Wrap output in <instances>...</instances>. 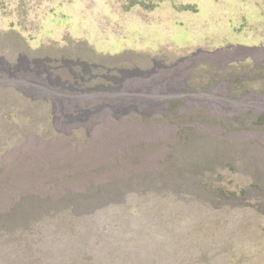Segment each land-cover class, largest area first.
Listing matches in <instances>:
<instances>
[{
    "label": "rangeland",
    "instance_id": "rangeland-1",
    "mask_svg": "<svg viewBox=\"0 0 264 264\" xmlns=\"http://www.w3.org/2000/svg\"><path fill=\"white\" fill-rule=\"evenodd\" d=\"M60 50L131 77L0 89V264H264V0H0V54Z\"/></svg>",
    "mask_w": 264,
    "mask_h": 264
},
{
    "label": "flooded vegetation",
    "instance_id": "flooded-vegetation-1",
    "mask_svg": "<svg viewBox=\"0 0 264 264\" xmlns=\"http://www.w3.org/2000/svg\"><path fill=\"white\" fill-rule=\"evenodd\" d=\"M65 51H59L61 57H50L25 51L16 59L0 54V89L12 96L17 92V83L28 85L31 82L41 83L42 86L50 87L52 95L66 100L93 99L98 93H113L122 87L127 78L131 77L122 67L108 66L90 61H66ZM4 77V78H2ZM41 91L48 92L44 87H38ZM32 101H48L46 96H29ZM103 96H108L103 95ZM118 97V95H114Z\"/></svg>",
    "mask_w": 264,
    "mask_h": 264
},
{
    "label": "trees",
    "instance_id": "trees-1",
    "mask_svg": "<svg viewBox=\"0 0 264 264\" xmlns=\"http://www.w3.org/2000/svg\"><path fill=\"white\" fill-rule=\"evenodd\" d=\"M43 202H50V201H43ZM47 204V203H46ZM17 206V204H15ZM13 206L12 209L8 212H5L4 214L0 215V224H8V223H12L14 221H16L17 218V210H16V206ZM31 214L25 216V218L30 217Z\"/></svg>",
    "mask_w": 264,
    "mask_h": 264
}]
</instances>
